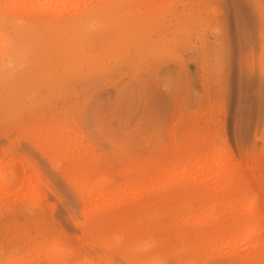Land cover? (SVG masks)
<instances>
[{"label":"rangeland","instance_id":"1","mask_svg":"<svg viewBox=\"0 0 264 264\" xmlns=\"http://www.w3.org/2000/svg\"><path fill=\"white\" fill-rule=\"evenodd\" d=\"M91 1L98 9L86 21L72 16L83 0L60 10L62 18L75 19L69 42L80 58L79 67L62 75V61L45 43L52 28L26 27L0 0V36L9 46L0 69V174L17 172L0 188V264L37 241V250L18 264L38 262L43 243L55 239L91 250L85 264H153L157 258L195 264L183 252L154 247L166 224L184 220L169 212L190 208L173 201L151 206L147 211L156 214L135 220L142 231L127 237L132 245H121L118 235L89 230L95 217L90 202L84 208L88 188L106 177L112 193L119 192L114 200L145 199L153 196L151 181L162 168L170 172L202 152L225 150L249 163L253 180L248 193L221 205L225 218L253 202L264 210V0ZM25 17H38L37 9ZM142 22L143 33L135 37ZM52 128L65 133L50 141L43 130ZM20 162L36 164L49 187L39 207L22 200ZM91 243L97 247L89 249Z\"/></svg>","mask_w":264,"mask_h":264},{"label":"bare ground","instance_id":"2","mask_svg":"<svg viewBox=\"0 0 264 264\" xmlns=\"http://www.w3.org/2000/svg\"><path fill=\"white\" fill-rule=\"evenodd\" d=\"M138 1L140 4H145L148 1V5L154 2V0ZM6 4L14 15H21L26 27H31L33 22H40L52 28L50 39L45 43L51 45L49 47L51 52L54 51L58 54L57 62L62 61L59 63V66L62 65L63 73L60 71L62 75L71 67H79L78 59L80 58L74 56V50L78 47L71 48L73 44L71 41L69 42V39L72 38L68 34V31L74 26L75 19L66 17L65 14L62 18L60 11L61 8L76 6L78 0H6ZM84 8L87 9L83 10ZM36 9L38 17L32 19L25 17ZM96 9L98 8L92 5L91 0H83L80 8L76 10L77 15L72 16L80 22L86 21L93 17ZM142 28L143 22L135 37L142 35ZM79 40L81 41V38ZM5 41L0 36V69L5 64V57L9 52V46ZM46 53H42L45 61L50 59ZM92 55L90 54V56ZM57 62H54L55 65ZM73 71L70 72L73 73ZM70 72L68 71L67 74ZM44 131L51 139L50 141L57 137V132L65 133L55 128L45 129L43 133ZM43 133L40 134L44 135ZM217 142L216 138L211 140L208 147L213 148ZM61 143L65 145L66 142L62 140ZM184 149L187 147L182 148V150ZM55 151L58 150H52V152ZM200 154L198 159L170 169V172L166 168L158 171L155 180L151 181L155 182L153 187L156 186L153 196H147L145 199L134 197L130 200L116 201L114 198L119 192L112 193V189L109 187L111 183L106 177L94 180L91 187L88 188L89 197L84 207L87 208L89 202L93 206L92 212H94L95 219L89 223V230L105 236L118 235V238L123 240L121 245H129L131 243L128 242L130 240L127 237L136 236L142 231V222L134 221H140V217H147L151 213L156 214L147 211L151 206H159L173 201L179 204L178 207L185 205L187 209H190H188L189 212H169L176 216H182L184 220L182 223L166 224L169 225L166 233L159 236L157 243H154V247L158 246L156 248L158 252L161 250V246L166 247L173 254L183 252L195 264H264V224L261 223L264 220V210L259 208L256 202H253L242 213L231 212L229 217L225 218V212H222L223 207H221L231 198L248 193L247 189L253 181L249 175V163L245 161L243 165L231 151L221 150L216 156L207 152ZM20 164L24 175L22 177L23 185L26 187L22 200L32 201L33 207H39L50 192L49 187L36 164L31 166L32 169L22 162ZM167 172L170 174L165 175ZM16 173L14 168H9L7 173L0 174L2 177L0 188L15 179ZM84 183L85 181L80 184ZM96 183L99 184L97 188L95 187ZM107 195H110L111 198L105 199ZM208 201L211 205L205 206L203 212H192L191 208L196 204ZM54 212L55 205H51L48 214L52 216ZM131 229L132 234H128ZM146 229L151 233L153 226L147 224ZM42 233H44L42 230L36 232V234ZM37 242H33L21 255H10L7 258V264H18L20 258L25 254H33L38 248ZM39 242V244L42 243V241ZM106 246L109 247L108 242H106ZM89 247V249H95L97 246L91 243ZM82 249L84 254L81 256ZM89 251L91 250H86L85 247L79 249L67 241L55 239L52 243H43L42 252L44 255L38 262L28 264H65L68 261L85 264L91 255ZM153 264H162V262L157 258Z\"/></svg>","mask_w":264,"mask_h":264}]
</instances>
